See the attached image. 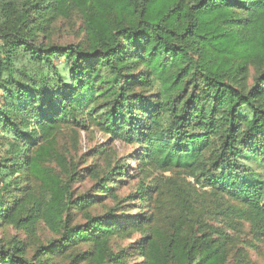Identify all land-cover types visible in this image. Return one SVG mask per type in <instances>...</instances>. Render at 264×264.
Listing matches in <instances>:
<instances>
[{"label": "trees", "instance_id": "16d2710c", "mask_svg": "<svg viewBox=\"0 0 264 264\" xmlns=\"http://www.w3.org/2000/svg\"><path fill=\"white\" fill-rule=\"evenodd\" d=\"M73 13L84 42H53L52 24ZM94 103L110 138L137 142L157 168L188 170L264 230V172L248 163L264 162V0H0V128L8 134L0 171L18 174L17 189L25 172L48 194L0 203V218L43 221L56 235L32 255L18 237L0 239V264H53L52 256L125 264L110 257L109 239L145 219L87 213L95 200L72 196L77 165L54 148L59 126H83ZM125 164L109 174L122 176ZM7 186L0 181V200ZM146 190L141 183L131 197ZM180 204L167 230L148 228L145 264H227L229 235L186 197ZM86 243L90 250H76Z\"/></svg>", "mask_w": 264, "mask_h": 264}, {"label": "rangeland", "instance_id": "374dc122", "mask_svg": "<svg viewBox=\"0 0 264 264\" xmlns=\"http://www.w3.org/2000/svg\"><path fill=\"white\" fill-rule=\"evenodd\" d=\"M84 39L82 21L76 13L68 18H58L52 24L51 40L55 43L76 44L84 42ZM95 106L97 107L94 103L90 107ZM97 108L95 112L89 110L86 113L85 110L80 116L83 126L73 123L61 124L54 133L53 142L55 150L64 156L66 161L77 165L78 178L71 183L72 196L85 194L95 200L87 213L103 215L111 212L117 219L120 218L119 215H125L132 221L135 220L134 217L145 219V223L137 224V228L129 234H115L109 239L110 257H121L125 264H145L140 246L142 239L148 234V228L159 227L167 230L169 219L183 213L180 197H186L207 225L229 235L227 264H264V230L254 227L244 206L203 186L188 170H163L146 159H141V149L137 142L110 138L101 130L95 117L101 111L100 107ZM91 115H94V118ZM5 136L8 134L0 128V161L8 155L5 152L8 151ZM123 163H126L125 174H109L111 169L116 171V167ZM248 163L253 169L264 172V162L249 159ZM41 165L49 164L43 162ZM52 165L55 166L56 172H60L63 178L66 177L58 165ZM194 173L197 174L198 170ZM17 175L3 174L0 171V181L8 182V193L4 192L3 199L0 200V203L4 204L3 209L11 206L16 200L25 198L27 193L38 198L48 196L41 182L25 172L21 174L17 189L13 182ZM141 183L147 187L145 194H137L132 198ZM23 213L24 211L20 214ZM75 216L76 222L84 223L85 217L82 214ZM55 236L43 221L23 227L0 218V239L5 241L18 237L28 245L29 255H32L39 245H46L47 241ZM91 248L92 246L86 243L79 245L76 250L88 251ZM69 257L52 256L51 262L96 264L87 259L71 262Z\"/></svg>", "mask_w": 264, "mask_h": 264}]
</instances>
